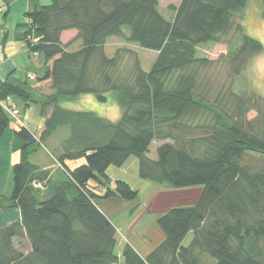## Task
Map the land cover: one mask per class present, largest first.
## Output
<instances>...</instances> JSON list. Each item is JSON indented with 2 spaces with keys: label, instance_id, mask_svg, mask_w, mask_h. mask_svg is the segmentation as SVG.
Segmentation results:
<instances>
[{
  "label": "trees",
  "instance_id": "trees-1",
  "mask_svg": "<svg viewBox=\"0 0 264 264\" xmlns=\"http://www.w3.org/2000/svg\"><path fill=\"white\" fill-rule=\"evenodd\" d=\"M29 1L28 23L19 28L30 55L42 61L44 75L36 81L42 87L0 80V139L10 125L3 108L9 97L36 104L45 127L38 139L26 127L15 132L21 160L13 167L10 198L0 196V212L18 209L21 220L0 229V264H264V99L206 79L212 63L199 57L204 45H227L221 64L231 80H240L264 51L242 26L248 0H181L169 7L172 19L159 0ZM7 15L0 6V16ZM69 31L77 32L76 51L61 40ZM111 38L156 52L150 71L136 56L121 71L123 55L133 54L108 57ZM110 93L122 111L116 122L68 108L85 95L107 103ZM253 112L258 121L249 119ZM57 134L50 155L67 180L40 198L51 186L50 171L30 162V150ZM131 156L139 158L143 180L202 188L192 206L157 217L163 240L146 256L129 244L122 256L116 253L117 230L96 204L138 198L125 182L108 187V169ZM76 161L84 164L71 170L67 163ZM16 241H26L29 251Z\"/></svg>",
  "mask_w": 264,
  "mask_h": 264
},
{
  "label": "rangeland",
  "instance_id": "rangeland-1",
  "mask_svg": "<svg viewBox=\"0 0 264 264\" xmlns=\"http://www.w3.org/2000/svg\"><path fill=\"white\" fill-rule=\"evenodd\" d=\"M181 0H159L160 11L168 19H172L173 13L170 11V6H179ZM49 1L47 0V4ZM263 4L262 0H248L247 6L243 10L242 15V26L245 29L247 35L251 38L259 41L264 47V16H263ZM2 17V16H1ZM15 19L12 26H9L10 31V42H6V49L9 55L16 53L15 61L20 67L18 77L26 75L25 69H29L31 64L28 63L29 55L24 53L25 42L16 41L14 34L17 31V26L22 21L28 23V20L24 18L23 14L20 17H10ZM3 17L0 18V28L2 27ZM2 29H0L1 31ZM72 34V35H71ZM67 41L74 44L73 40L76 38L75 33H71ZM75 34V35H74ZM79 48V44L70 45V51H76ZM106 55L110 58L116 56L117 52L129 51L131 55H123V65L121 71L127 70L134 61L136 56L141 63L143 70L150 71L152 65L156 61L158 54L153 51H147L140 48L137 44L131 43L124 39L111 38L106 44ZM229 51L227 45H216L208 44L204 45L199 50V57L207 58L212 66L205 70V78H212L215 80L217 85L226 86L228 89L235 91L238 95H242L239 92H245L248 94H255L264 99V51L259 56L255 57L249 66L242 74L240 80H231L226 75V69L221 64L222 56L227 54ZM24 53V54H23ZM26 54V55H25ZM2 55V48H0V56ZM35 60L37 68H33L34 72L41 77L44 75V71L41 70V60H36L31 56V60ZM208 71V72H207ZM35 83V82H32ZM227 89V91H228ZM229 92V91H228ZM231 92V91H230ZM114 93L108 94L107 103H99L95 96L85 95L80 97L76 102L68 106L74 110H86L97 113L98 115L116 122L120 119L122 111L114 100ZM251 96V95H250ZM32 113H27L28 124L31 125L34 135H39V127H45L44 122L41 121V117L36 113V107H33ZM249 119L258 121V115L251 113ZM257 134L261 133V124L256 123ZM37 129V130H36ZM60 135H55L53 138L46 143L44 146H37L31 150L30 162L45 161L42 157V153H38L39 150L46 152L48 157L46 162L50 161L49 155L54 153L55 144L58 141ZM160 146L159 143H153L151 146V153L149 155L152 159H157V149ZM39 151V152H41ZM40 157V158H39ZM84 164V161L68 162L67 166L74 170L75 168ZM140 160L136 156H131L122 167L111 166L107 175L110 179L109 188L114 189L117 181H122L130 185V187L138 191V198L134 201H124L120 198H111L109 200L98 199L96 204L101 211L107 216L109 221L117 230V248L116 253L122 256V252L127 244L135 248L143 256L149 254L162 240L163 235L160 232L156 219L164 212L168 211L173 207H188L196 203L200 196L202 188L193 189H180L176 190L170 185H160L147 180H143L139 175ZM52 175L51 186L47 192H39L40 198H48L52 195L55 185L60 181H66V176L60 170L50 171ZM14 187V186H13ZM39 188V187H36ZM13 191V190H12ZM76 192L69 194L72 198ZM11 210V209H10ZM9 222L7 218H0V229L8 226ZM193 233H189L183 242L184 247H188L193 240ZM16 247L21 249L23 252L29 251V244L26 241H16Z\"/></svg>",
  "mask_w": 264,
  "mask_h": 264
},
{
  "label": "crops",
  "instance_id": "crops-1",
  "mask_svg": "<svg viewBox=\"0 0 264 264\" xmlns=\"http://www.w3.org/2000/svg\"><path fill=\"white\" fill-rule=\"evenodd\" d=\"M40 4L48 5L49 3L47 4V0H40ZM0 6L3 10L8 11V15L3 18L4 20L2 23V27L0 28L2 29L0 31V48H2V55L0 56V80L10 79L11 81L24 82L26 80L30 81L29 77L33 76L35 80L30 81L33 88H37V87L41 88L42 85L37 84L36 82L40 77L38 78L37 77L38 75L34 72V69L37 68V64L34 59L31 60V55L28 51L26 43H25V49L23 50V52L29 55L28 63L31 64V67L28 70L25 69L24 72H26V75H23V77H18V72L20 71V67L18 63L15 61V58L17 56L16 53L13 52L14 54L9 55L11 52L7 53V49H6V44H7L6 42H10L11 40L9 38L10 37L9 26H12L15 20L10 17H17V22H18V17H20V14H23L24 18L28 20L27 13L30 10V1L29 0H0ZM0 18L2 17L0 16ZM22 22L23 23L18 24L17 31L14 34V38L17 42L21 41L22 34L24 32V29L19 28L20 25L26 24L25 21H22ZM71 33H75L76 35L75 34L74 35L77 37L76 31H69V32H65L62 34L61 40L64 45H69L72 42V41L71 42L67 41ZM41 65L42 64H40V67ZM32 82H35V83H32ZM13 100L17 103L19 107V110H20L19 120L21 124H17L16 120L13 119L11 116H9L10 118L9 128L5 131L4 136L0 139V196L6 197L7 199L10 198L12 194L13 186H14L13 167L17 163H19L21 160V152L19 151L18 142L15 137V132L18 131L20 129L19 127L21 126L26 127L32 133L34 132L31 128V125L28 124L29 121L26 115L28 112L32 113V111H34L33 107H36V113L37 115L41 117V121L42 120L45 121V119L40 115L39 107L36 104L25 105L21 101L19 102L15 99ZM43 129H44L43 127H39V130H40L39 135H41ZM34 136L37 139L39 138L36 136V134ZM39 151L38 153H42L41 155L45 161H41L40 159V161L32 162L34 165L40 167L42 170H45V171L47 170L54 171L56 169L61 171L60 165L57 164V162L53 159V157H51V155H49L50 161L46 162L48 154H46V152H42V151L39 152ZM50 178H52L51 174H50ZM49 188L50 186L44 190H41V192L42 191L47 192ZM45 198H46V195H45ZM0 218L1 219L7 218V221L9 222L8 225H10L16 221L21 220V212L18 209L3 210L0 212Z\"/></svg>",
  "mask_w": 264,
  "mask_h": 264
},
{
  "label": "built area",
  "instance_id": "built-area-1",
  "mask_svg": "<svg viewBox=\"0 0 264 264\" xmlns=\"http://www.w3.org/2000/svg\"><path fill=\"white\" fill-rule=\"evenodd\" d=\"M30 80H35L33 76L29 77ZM4 110L7 112L9 116L16 120L17 124H21L19 117H20V110L16 102L12 98H8L6 103L3 105ZM38 187V185H36Z\"/></svg>",
  "mask_w": 264,
  "mask_h": 264
}]
</instances>
